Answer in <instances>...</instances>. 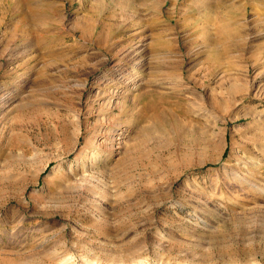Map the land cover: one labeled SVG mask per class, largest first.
<instances>
[{"label":"rangeland","instance_id":"1","mask_svg":"<svg viewBox=\"0 0 264 264\" xmlns=\"http://www.w3.org/2000/svg\"><path fill=\"white\" fill-rule=\"evenodd\" d=\"M0 264H264V0H0Z\"/></svg>","mask_w":264,"mask_h":264},{"label":"bare ground","instance_id":"2","mask_svg":"<svg viewBox=\"0 0 264 264\" xmlns=\"http://www.w3.org/2000/svg\"><path fill=\"white\" fill-rule=\"evenodd\" d=\"M221 30H222V29H221ZM220 32H221V31H220ZM226 32H227V31H226ZM222 33H223V32H221V34H222ZM228 37H229V36H228ZM132 70H134V69H132ZM130 74L132 75V72H130ZM127 78H130V77H127ZM136 89H137V87H136V88H133L132 91H133V90H136ZM152 92H153V91H152ZM148 94H150V93H148ZM144 95H145V93H144ZM148 98H149V97H148ZM125 132H126V131H125ZM115 135H123V133H120V132H119V133H115ZM115 135H114V136H115ZM116 140H120V139H113V141H116ZM69 260H70V259H69Z\"/></svg>","mask_w":264,"mask_h":264}]
</instances>
